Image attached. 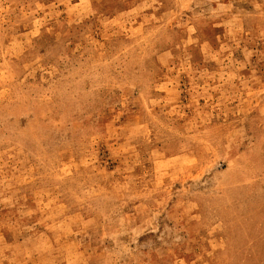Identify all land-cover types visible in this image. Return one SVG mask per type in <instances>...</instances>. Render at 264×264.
Returning <instances> with one entry per match:
<instances>
[{"label":"rangeland","instance_id":"374dc122","mask_svg":"<svg viewBox=\"0 0 264 264\" xmlns=\"http://www.w3.org/2000/svg\"><path fill=\"white\" fill-rule=\"evenodd\" d=\"M0 264H264V0H0Z\"/></svg>","mask_w":264,"mask_h":264}]
</instances>
